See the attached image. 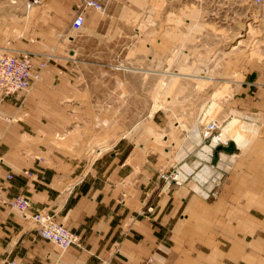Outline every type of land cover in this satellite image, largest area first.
I'll list each match as a JSON object with an SVG mask.
<instances>
[{
    "label": "crops",
    "instance_id": "1",
    "mask_svg": "<svg viewBox=\"0 0 264 264\" xmlns=\"http://www.w3.org/2000/svg\"><path fill=\"white\" fill-rule=\"evenodd\" d=\"M29 3L26 10L40 6L53 16L65 6L71 17L74 0ZM6 6L0 2L4 17ZM48 19L38 24L45 33L51 29ZM3 20L8 26V17ZM30 22L18 26L23 30ZM66 30L67 37L59 42L45 36L31 46L39 52L35 73L45 53L56 49L31 90L0 101V184L6 199L25 193L32 204L30 213L46 210L79 243L62 250L38 235L32 219L3 205L0 264H129L146 257H152V264H264V141L247 150L258 133L246 131L240 142L231 139L238 151L230 154L229 167L210 169L224 171L213 197L203 193L211 183L199 191V181L195 189L193 180H161L158 172L168 157L158 155L154 137L138 141L110 134L108 122L87 118V93L102 87L87 83V71L70 62L79 39L73 29ZM23 39L3 50L19 53L28 44ZM167 71L161 73L169 75ZM256 82L264 84V62L259 70L245 74L241 83L245 103L264 114V85L248 90ZM248 123L258 130L256 123ZM198 132L192 130L196 143ZM205 146L198 152L200 159ZM184 155L178 153L175 160ZM196 163L185 167L193 171ZM8 174L13 178L7 179Z\"/></svg>",
    "mask_w": 264,
    "mask_h": 264
},
{
    "label": "rangeland",
    "instance_id": "2",
    "mask_svg": "<svg viewBox=\"0 0 264 264\" xmlns=\"http://www.w3.org/2000/svg\"><path fill=\"white\" fill-rule=\"evenodd\" d=\"M0 2L7 5L8 12L6 27L3 19L7 17L0 13V55L7 51L4 47L15 46L16 40L24 36L28 42L24 50L38 58L39 52L32 47L41 38L46 36L56 43L67 37L64 33L69 30L71 17L65 6L53 16L51 11H41L40 6L26 10L27 0ZM106 12L89 10L85 24L73 31L79 40L70 62L87 71V83L102 87L87 93V118L108 122L110 134L137 137L138 141L154 137L158 155L168 157L158 173L182 168L185 173L191 172L183 182L193 180V187L198 189L199 181V191L207 183L212 186L214 182L209 179L215 177L220 182L224 177L222 169L205 172L210 169L206 165L220 163L221 154L213 164L216 145L210 146L212 135L204 131L207 123L219 126L223 142H240L246 131L258 133L247 150L264 141V114L245 103L241 84L245 74L259 70L264 62V2L111 0ZM47 18L51 29L45 33L38 24ZM26 20L31 22L22 30L18 24ZM55 50L53 46L45 53L46 65L53 61ZM166 69L169 75L164 76L161 72ZM246 79L250 80L249 75ZM257 85L264 84L256 82L249 92ZM232 113L238 114L231 116ZM247 120L256 123L258 130ZM195 129L199 131V143L192 136ZM60 137L59 134L55 139L60 141ZM223 142L219 144L226 143ZM204 146L200 159L198 152ZM237 151L235 148L233 153ZM178 153L185 155L176 161ZM208 155L210 159L205 160ZM230 161L223 160V167H229ZM195 162L193 171L185 167ZM196 172L200 173L195 183Z\"/></svg>",
    "mask_w": 264,
    "mask_h": 264
},
{
    "label": "built area",
    "instance_id": "3",
    "mask_svg": "<svg viewBox=\"0 0 264 264\" xmlns=\"http://www.w3.org/2000/svg\"><path fill=\"white\" fill-rule=\"evenodd\" d=\"M111 0H77L73 3L72 16L70 22V28L73 30L80 29L86 22L87 13L89 10L105 13L108 3ZM256 3H262L264 0H252ZM41 2V0H31V4ZM47 56V55H46ZM46 59H42L39 62V71L34 72V56L31 51L21 50L19 53L3 52L0 55V97L13 95L19 92H29L33 87V83L42 78V71L45 69ZM219 126L214 122H209L204 126V131L208 136H218L220 133ZM180 170L172 167L159 173V178L164 181H174L180 183L178 178L180 176ZM189 175V174H188ZM188 175L183 178L184 180ZM222 175V174H221ZM13 175L8 174L7 179H12ZM216 179V178H215ZM215 179L212 186L203 191L206 198L215 196L213 190L218 185ZM219 179V177H218ZM5 187L0 184V210L3 205H8L13 209H16L23 215L24 218L32 219L36 225V230L39 236L45 240L53 243L62 250H66L72 244H78V237L68 229L63 223L58 222L54 215L50 214L46 210H38L35 213H30L32 204L30 198L25 193H19L12 199L5 198ZM118 247L116 252H118ZM11 264H18L16 261H11ZM152 257H146L140 261H133L129 264H152Z\"/></svg>",
    "mask_w": 264,
    "mask_h": 264
},
{
    "label": "bare ground",
    "instance_id": "4",
    "mask_svg": "<svg viewBox=\"0 0 264 264\" xmlns=\"http://www.w3.org/2000/svg\"><path fill=\"white\" fill-rule=\"evenodd\" d=\"M29 4H31V3H29ZM221 136H222V133H220L218 136L216 135V136L213 137V139H212V143L210 144V146H212V148H213V146L219 144V142H223V141L221 140ZM216 139H218V140L215 142ZM232 141H233V140H232ZM225 142H226V141H225ZM225 142H223V143H225ZM233 142H234V141H233ZM214 143H215V144H214ZM234 144H235V147H236V143H235V142H234ZM220 153H221L220 158H221L222 160L220 161V164H217V165L223 166V163H224V162H222V161L225 160V159H227V160L231 159V156H230V154H225V153H223V152H220ZM210 154H212V151H211ZM210 154H209V155H210ZM209 155H208V158L205 159V160H209V159H210V156H209ZM220 158H219V160H220ZM208 162H209V161H208ZM206 166H209L210 169L213 168L212 165H206ZM204 167H205V166H204ZM226 167H228V166H226ZM210 169H206L205 172L208 173ZM183 171H184V172H183ZM180 173H181V174H180V176H179V178H178V181L181 183V182L184 181L183 178H185V177H186L189 173H191V172H187V173H185V170L181 168ZM216 177H217V176H216ZM214 179H215V178H214ZM210 187H211V186H210Z\"/></svg>",
    "mask_w": 264,
    "mask_h": 264
},
{
    "label": "water",
    "instance_id": "5",
    "mask_svg": "<svg viewBox=\"0 0 264 264\" xmlns=\"http://www.w3.org/2000/svg\"><path fill=\"white\" fill-rule=\"evenodd\" d=\"M234 151H235V144L232 140H229L225 144L216 145L213 151V164L217 161L219 157V152L232 154Z\"/></svg>",
    "mask_w": 264,
    "mask_h": 264
}]
</instances>
